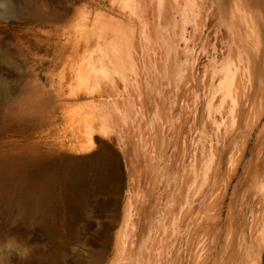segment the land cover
<instances>
[{
	"label": "bare ground",
	"instance_id": "6f19581e",
	"mask_svg": "<svg viewBox=\"0 0 264 264\" xmlns=\"http://www.w3.org/2000/svg\"><path fill=\"white\" fill-rule=\"evenodd\" d=\"M20 11L34 38L18 41V64L0 53V88L3 68L18 70L25 112L48 93L72 110L84 156L66 162L72 183L115 178L120 221L100 264H241L264 209L259 0H22Z\"/></svg>",
	"mask_w": 264,
	"mask_h": 264
},
{
	"label": "rangeland",
	"instance_id": "374dc122",
	"mask_svg": "<svg viewBox=\"0 0 264 264\" xmlns=\"http://www.w3.org/2000/svg\"><path fill=\"white\" fill-rule=\"evenodd\" d=\"M9 1L12 10L0 0V53L11 54L18 64L17 43L32 44L34 26L30 19L24 24L22 0ZM259 4L264 11V0ZM3 69L7 92L0 88V168H9L10 175L0 179V234L28 240L33 254L26 264H100L108 249L107 231L120 221L115 178L107 173L106 185L99 188L96 173L87 172L90 183H72L66 162L84 157L75 150L80 129L72 110L59 107L48 93L40 96L38 110L25 112L18 70L8 77ZM122 167L126 178L123 162ZM257 215L251 214L246 225L241 264H264V209ZM239 232L236 218L235 247Z\"/></svg>",
	"mask_w": 264,
	"mask_h": 264
},
{
	"label": "clouds",
	"instance_id": "9594fccd",
	"mask_svg": "<svg viewBox=\"0 0 264 264\" xmlns=\"http://www.w3.org/2000/svg\"><path fill=\"white\" fill-rule=\"evenodd\" d=\"M33 247L28 240L22 239L18 234H0V264H21L31 258Z\"/></svg>",
	"mask_w": 264,
	"mask_h": 264
},
{
	"label": "snow or ice",
	"instance_id": "6c2138e0",
	"mask_svg": "<svg viewBox=\"0 0 264 264\" xmlns=\"http://www.w3.org/2000/svg\"><path fill=\"white\" fill-rule=\"evenodd\" d=\"M0 83H2V81H0Z\"/></svg>",
	"mask_w": 264,
	"mask_h": 264
}]
</instances>
